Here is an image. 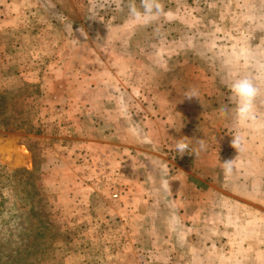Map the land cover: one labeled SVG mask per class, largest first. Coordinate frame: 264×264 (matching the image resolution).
<instances>
[{"label": "rangeland", "instance_id": "rangeland-1", "mask_svg": "<svg viewBox=\"0 0 264 264\" xmlns=\"http://www.w3.org/2000/svg\"><path fill=\"white\" fill-rule=\"evenodd\" d=\"M156 2L0 0V264H264V0Z\"/></svg>", "mask_w": 264, "mask_h": 264}, {"label": "clouds", "instance_id": "clouds-1", "mask_svg": "<svg viewBox=\"0 0 264 264\" xmlns=\"http://www.w3.org/2000/svg\"><path fill=\"white\" fill-rule=\"evenodd\" d=\"M142 7L144 9L143 13L138 12L133 7L131 9V14L146 22L151 21L155 16L163 13L162 5L156 2V0H143ZM230 89L235 99L236 118L240 121L253 120L255 114V98L258 95V89L254 86L253 82L247 77H242L234 80L230 85ZM198 142L201 143V145L203 144L202 141ZM238 144V140H233V145ZM176 149L181 154L186 151V147L182 142L177 143ZM225 164L228 165L225 171L230 172L231 161L225 162Z\"/></svg>", "mask_w": 264, "mask_h": 264}, {"label": "trees", "instance_id": "trees-1", "mask_svg": "<svg viewBox=\"0 0 264 264\" xmlns=\"http://www.w3.org/2000/svg\"><path fill=\"white\" fill-rule=\"evenodd\" d=\"M19 172H15L14 174H16L15 176H14V178H17V174H18ZM27 174H32L31 175V179H34L35 180V176L33 175V173L32 172H27ZM31 195H34V197H36V199H37V202H41L42 201V199H41V195H40V192L38 191V189H37V185H33V191L31 192ZM34 203H35V200H34ZM2 206H3V204H2ZM42 215L44 216V214L42 213Z\"/></svg>", "mask_w": 264, "mask_h": 264}, {"label": "built area", "instance_id": "built-area-1", "mask_svg": "<svg viewBox=\"0 0 264 264\" xmlns=\"http://www.w3.org/2000/svg\"><path fill=\"white\" fill-rule=\"evenodd\" d=\"M185 147H186V150H189V148L187 146H185ZM113 198L114 199H118L119 198V195L118 194H114Z\"/></svg>", "mask_w": 264, "mask_h": 264}, {"label": "crops", "instance_id": "crops-1", "mask_svg": "<svg viewBox=\"0 0 264 264\" xmlns=\"http://www.w3.org/2000/svg\"><path fill=\"white\" fill-rule=\"evenodd\" d=\"M122 168H124V169H125V165H122Z\"/></svg>", "mask_w": 264, "mask_h": 264}]
</instances>
